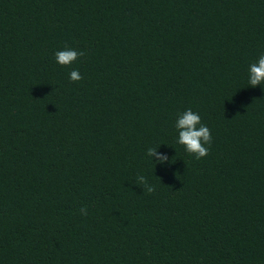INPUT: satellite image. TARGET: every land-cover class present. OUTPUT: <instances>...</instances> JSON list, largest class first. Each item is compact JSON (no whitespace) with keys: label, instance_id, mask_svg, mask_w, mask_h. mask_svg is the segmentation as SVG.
Returning <instances> with one entry per match:
<instances>
[{"label":"trees","instance_id":"1","mask_svg":"<svg viewBox=\"0 0 264 264\" xmlns=\"http://www.w3.org/2000/svg\"><path fill=\"white\" fill-rule=\"evenodd\" d=\"M261 54L264 0H0V264H264Z\"/></svg>","mask_w":264,"mask_h":264},{"label":"clouds","instance_id":"2","mask_svg":"<svg viewBox=\"0 0 264 264\" xmlns=\"http://www.w3.org/2000/svg\"><path fill=\"white\" fill-rule=\"evenodd\" d=\"M83 55L84 52L81 50L65 48L58 50L55 53V58L58 64L69 66ZM70 79L72 81H79L83 79V76L77 69H73L70 72ZM248 85L252 87L257 85L264 86V54H261L255 62L249 65ZM175 128L178 130L177 142L183 145L188 153L194 154L197 159L208 155V146L212 141L211 131L206 125L201 123L199 113L194 112L191 108L185 110L176 119ZM159 146L148 148L147 155L155 165L170 163V158L167 153L157 150ZM139 182L146 186L148 192L151 193L154 191V187L148 185L143 176L139 177ZM81 212L86 214L84 208L81 209Z\"/></svg>","mask_w":264,"mask_h":264}]
</instances>
